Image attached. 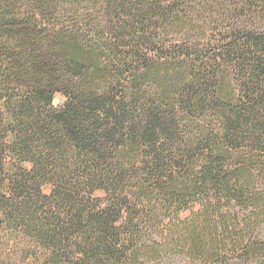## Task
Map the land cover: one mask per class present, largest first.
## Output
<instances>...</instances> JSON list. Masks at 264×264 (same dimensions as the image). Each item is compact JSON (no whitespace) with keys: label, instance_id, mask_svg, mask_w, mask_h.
I'll list each match as a JSON object with an SVG mask.
<instances>
[{"label":"trees","instance_id":"obj_1","mask_svg":"<svg viewBox=\"0 0 264 264\" xmlns=\"http://www.w3.org/2000/svg\"><path fill=\"white\" fill-rule=\"evenodd\" d=\"M0 264H264V0H0Z\"/></svg>","mask_w":264,"mask_h":264},{"label":"rangeland","instance_id":"obj_2","mask_svg":"<svg viewBox=\"0 0 264 264\" xmlns=\"http://www.w3.org/2000/svg\"><path fill=\"white\" fill-rule=\"evenodd\" d=\"M64 98L62 96H58L56 99H55V104L56 105H60L62 104ZM46 191H48V188H45Z\"/></svg>","mask_w":264,"mask_h":264}]
</instances>
